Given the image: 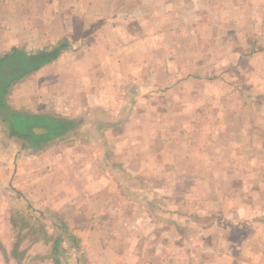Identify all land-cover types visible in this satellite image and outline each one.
<instances>
[{
  "label": "rangeland",
  "instance_id": "obj_1",
  "mask_svg": "<svg viewBox=\"0 0 264 264\" xmlns=\"http://www.w3.org/2000/svg\"><path fill=\"white\" fill-rule=\"evenodd\" d=\"M17 1L28 5L35 1L39 5L45 3L43 0ZM52 1L60 5L64 0ZM92 1L94 8L86 14H100L97 7L100 1ZM227 2L231 7L225 4V9H216L208 17L194 10H188V14L179 19V24L166 17V29L161 30L165 34L161 38L152 37L148 49L146 43L132 45L136 39L125 24L121 27L123 34L115 36V40L70 46L72 51H80L83 61H88L87 67L91 63V66L102 65L111 69L108 76L102 73L99 77H89L91 82L87 89L89 91L91 87V90L87 94V103L90 111L87 114L95 115L96 107L102 105L103 112L98 113L103 117L97 118V127L108 129V134L111 126L124 125L122 129L126 132L135 131L144 138V151L150 154L148 159L152 169L144 171L143 175L140 173V178L135 177L134 184L131 174L127 176L121 168V162L130 159L125 151L131 142L126 137L114 138V143L122 145L120 151L124 154L103 155L113 158V164L117 166L113 172L117 173H112V176L119 180V186L103 189L111 194L106 195V199H110L108 204L99 209L102 217L92 220L78 215L63 218L47 205L46 189L51 191V204L54 199L58 200L56 205L61 210L64 206L71 209V213H78L82 209L80 203H85L79 201L82 196L77 191L69 195L73 202L61 198L74 190L71 184L79 180L78 164L75 168L71 164L62 167L69 154L64 159L61 149L64 143L71 144L70 138L56 137L41 148H29L24 140L12 137L0 120V264H39L45 259L58 264L54 261V247L62 234L66 237L60 243L61 253L57 255L60 264H228V261L240 260L237 252L232 255L233 250H226L223 225H226V210L234 206L229 197L232 193L228 194L229 178L238 182L243 177L240 175L242 170H231L230 165L239 162L226 161V154L230 161L235 159L226 153V126L223 123L228 110L233 115L242 110V117L247 119H253L255 114L264 119V84L259 88L258 81L254 79L255 70L262 68L260 76L264 81V0H247L243 3L245 10H237L233 5L236 0ZM157 7L158 1L152 0L151 19L159 18L153 11ZM42 8L39 13L46 17L50 12L49 6L44 7L45 11ZM32 10L24 11L30 14ZM134 13L137 14L135 10ZM20 20L21 16H15L17 24H23ZM174 25L176 31H173ZM152 28L155 29L154 26ZM107 31L109 28H104L103 32L108 34ZM256 33L263 41L253 39ZM174 37L177 41L169 40ZM111 46L114 47L108 52ZM116 49H126L122 52L124 56L115 58ZM105 51L107 55L101 56ZM257 52H260L256 55L258 58H252ZM240 65L244 67L238 70ZM50 75L53 72L46 74ZM55 80H63V75ZM79 93L82 95V90H75L72 98L79 101ZM67 98L68 94L60 90L53 101L66 103ZM142 98L149 102L145 108ZM114 101L120 105L118 111L113 112H119L118 116L103 106ZM143 119L150 123L143 122ZM164 150L165 156L159 158V151ZM79 155L73 153L72 156L77 158L75 163H78ZM249 156L254 158V155ZM249 156L247 163L252 165L254 161ZM56 162H61L60 168L50 171ZM108 168L103 166V171ZM256 168L245 171L247 177L253 179V184L264 179L263 168ZM103 176L108 174L103 173ZM62 178L66 181L61 183ZM142 178L151 185L147 189L141 186ZM111 189L118 193L112 196ZM255 195L264 205V184L259 185ZM145 197L148 200L150 197V200L145 202ZM90 198L93 200L94 196ZM90 200L86 205L96 207V202ZM112 200L118 204L119 213L141 212L144 204L151 216H107L115 213ZM252 200L247 201L248 204L254 205ZM148 205L150 207L146 208ZM178 208L182 214L176 217L174 209ZM162 210L166 211V216L161 215ZM208 212H214L213 236L191 240L197 234L190 225L200 221V217L207 218L202 214ZM85 226L99 227L102 232L77 233L88 229ZM237 228L240 227L232 229L235 237L239 234ZM253 260L250 258L249 261Z\"/></svg>",
  "mask_w": 264,
  "mask_h": 264
},
{
  "label": "crops",
  "instance_id": "obj_2",
  "mask_svg": "<svg viewBox=\"0 0 264 264\" xmlns=\"http://www.w3.org/2000/svg\"><path fill=\"white\" fill-rule=\"evenodd\" d=\"M43 1L45 3H42L41 5H39L37 1H35L36 3H29L28 5V3L21 4V2H18L17 0H0V58L4 54L10 52L13 48L24 50L28 54H34L38 51L52 50L62 41H65L68 44V46L61 52L62 55L59 56H62V59L57 60V58L41 70L14 83L8 95V101L16 110L31 114H49L76 121L77 126L75 130L65 136V138H70L69 141H72L71 144L66 145L64 143L61 150L64 153V159L66 155L69 154V159L62 162V167L64 166V168H66V165L71 164V166H74L75 168L78 164L79 180L77 183L73 181L71 187L74 190L68 192L67 195H62L61 198L63 200L65 199V201L73 202L69 195L73 192L75 194V191H77V193L82 196L79 201H85V203H80L82 209H79L77 211L78 213H75V211L71 213L72 210H67L64 206L61 207L62 210L58 208V200L56 199H54V203L51 204V191L49 189H46L45 196L48 201L47 205L55 210L60 217L75 218L78 215L79 217H87L92 220L94 217L98 218L103 216V213L99 212V209L105 207L110 200L106 199V195L111 193L103 191V189L107 186H119V180H116V178L112 176V173H117V171L113 172V169L117 170L115 169L117 166L115 163L113 164V158L111 157L109 159L108 156L103 157L104 153L124 154L123 151H120L122 145L120 143H114V138L124 139L126 137V139L131 142V146L125 151L127 156L130 155V159L126 162L122 161L121 168L126 171L127 176L131 174V178H134L132 179L134 184L135 177L140 178V173L143 175L144 171L152 168L150 159H148L150 154H146L144 151L146 145L143 137L135 131L126 132V129H122L124 125L111 126L112 129L109 130L108 134H106L108 129H99L95 122L97 121V118L103 117L102 113H98L99 111L103 112V110H101L103 108L102 105L96 107L98 110L95 115H92L91 113V115L87 114L88 111H90L87 103V94L91 90V87H89V91L87 89V84L91 82L89 77H91V75H97L96 77H99L103 75L102 73H106L108 76L111 69L109 70V68H105L102 65L96 67L95 65L91 66V63L88 65L90 67H87L86 64L88 61L86 60L87 63L83 61L80 56V51H72L70 46L74 43L86 45L85 43L91 41L98 42L115 40V36L120 37L119 34H123L121 27L125 24L129 28L131 35L136 39V43L133 42L132 45L134 46L142 42L146 43V48L148 49V43L151 41L152 37L155 38L158 36L161 38L165 34L161 30L166 29V17H168L170 21L175 23L178 22L179 24V19L183 17V15L188 14V10L202 12L205 17H208V14L216 11V9H225V4L228 7H231V5L229 4L230 2L226 3V0H157L158 7L153 9V11L158 14L159 18L151 19L149 15L151 14L152 0H130V3H126L128 0H99L100 2H98L97 7L100 10V14H94L93 16L86 14L87 11L91 12L94 8L92 0H64L60 5L52 0ZM246 1L247 0H236L233 5H236V8H238L237 10H245L247 8L244 7L246 5L243 3H246ZM215 3L221 5L217 6ZM42 6H49L50 12L46 17L39 13V9H41ZM44 7L42 8L43 11H45ZM13 8L14 10L17 8L14 14V10L10 11V9ZM28 9L34 10H32L30 14L25 13L24 10ZM19 10H21V13L18 12ZM126 10L131 11L132 14H126V12L123 13ZM134 10L137 14L134 13ZM139 14L141 16H139ZM15 16H21L20 21H23V24H17L14 21ZM24 16H27L29 21H26V17L24 18ZM220 16L221 15H219V17ZM216 23H218V21ZM152 26H154L155 29L152 28ZM175 27L176 26L174 25L173 31H176ZM104 28H109V31H107L108 34L103 32ZM152 29L154 30L152 31ZM93 36L95 37L93 38ZM254 36H256L253 37L254 40L263 41L259 34L256 33ZM164 38L165 37L162 39ZM169 40L177 41L175 37L169 38ZM112 47L114 46H111V49H109L108 52L112 51ZM134 48L135 47H133V49ZM91 49L92 47L90 46L89 53L91 52ZM97 50H99V48ZM84 51L86 52L87 48ZM119 51L121 52L118 53ZM123 51H126V49H116V54L113 56L115 58L122 57L124 56V53H122ZM105 54L106 51L105 53H101V56ZM258 54H260V52L255 53L251 57L257 59L258 57H256V55ZM243 67L244 66L240 65L238 70ZM246 68L247 67H245V69ZM258 70L256 69L254 72V79L255 81H258V87L263 88L264 81L262 80V76H260L263 71L262 68ZM48 72H53V75L46 76ZM60 75H63V80L56 81L55 78ZM142 85H144V83ZM60 90L68 94L66 103L56 102V100L53 101L56 92ZM75 90H82V95L79 93V101L76 98H72ZM134 90L135 89L133 88L132 91ZM142 99V106L145 108L148 106L149 102L146 98ZM114 102L115 103L113 104L104 103L103 105L107 107L112 114L113 112L118 111L120 107L117 101ZM119 102L121 103V100H119ZM144 110L145 109H143V113H141L142 117L144 116ZM242 113V110H239L238 115H233L232 111L228 110V113H226V122L224 121L223 123V125L226 126V153L232 154L235 159V161H230L231 159L229 155L226 154V161L239 162L230 165L232 168L231 170H242L240 171V175L243 177L239 179L238 182L229 178L230 185L228 186V194L232 193L229 197L230 200L234 201V206L226 210V225H223L226 229V250H233L230 253L232 255H235L237 252L240 256V260H232L227 263L264 264V205L262 200H258L256 197L257 195H255V192L259 189V185L264 184V179L262 178L261 182L253 184V179L247 177L245 173L246 169L252 171L256 170V166L262 167L264 170V157L262 156L264 155V119H262L263 116L260 117L256 114L253 119L251 117H248L247 119L244 118L245 116L242 117ZM118 114L119 112L113 115L118 116ZM143 122L150 123L149 120L144 119ZM129 138H136V140H130ZM125 146L126 144L123 148ZM139 148L142 150L140 151ZM166 150L163 152L159 151V158L165 156ZM74 152L80 154L78 163L74 162V160L77 159L76 156H72ZM176 152L179 153L178 151ZM234 155L238 157V159H236ZM247 155H254V158L249 156L252 161H254L252 165H248ZM114 160L119 162L118 158H115ZM258 162H261V166H258ZM60 163L61 162H56L52 165L51 163H48L47 165H51V171L55 170V168H60ZM105 165L109 167L108 170H105L106 172L103 171V166ZM103 173H107L108 176L104 177ZM122 173L125 174L124 171ZM62 181L64 182L66 180L62 178L59 182L62 183ZM142 181L143 183L141 186L143 189H147L151 186L149 182L145 183L143 178ZM252 185L254 186L252 187ZM248 186H250L251 189H248ZM246 191L251 192L247 193ZM115 192H117V190H112V196ZM145 193H147V191H145ZM56 195L57 194H54L53 196ZM91 195L94 196L93 200L90 198ZM88 200L96 202V207L87 206L86 201ZM149 200L145 197V202H148ZM249 200L254 201V205L248 204L247 201ZM111 206L112 211L114 210L115 213L107 215L110 217L151 216L150 211L145 209L144 204L142 205L144 210H141V212L130 211V213H119L118 204H115L114 200H112ZM160 206L165 209L163 205ZM147 207L150 206L148 205L146 208ZM160 213L162 216H166L165 210L160 211ZM174 213H176L177 217L179 214H182V211L178 208L174 209ZM202 215L207 216V218L200 217V221H195L190 225L195 228L194 233L197 234V236L193 237L191 240L206 239L208 236H213L214 234L215 222L212 220L214 219V212H212V214H209L208 212L207 214ZM237 226L240 227L239 229L237 228L239 234L235 237L232 235V229ZM85 227L88 229L78 230L77 233L88 232L95 234L102 232L99 227ZM258 232H260L259 239H257ZM204 235L207 236L204 237ZM212 239L215 238L213 237ZM250 258H254V260L249 261ZM39 264L55 263L50 259H45Z\"/></svg>",
  "mask_w": 264,
  "mask_h": 264
},
{
  "label": "trees",
  "instance_id": "obj_3",
  "mask_svg": "<svg viewBox=\"0 0 264 264\" xmlns=\"http://www.w3.org/2000/svg\"><path fill=\"white\" fill-rule=\"evenodd\" d=\"M68 46L67 42H60L49 51H38L28 54L24 50L13 48L0 58V120L12 137L25 141L29 148H41L53 139L65 137L75 130L77 123L71 119L60 118L49 114H31L14 109L8 95L14 83L23 80L32 73L41 70L59 56ZM36 128L47 129V133L38 134ZM67 235V229L65 230ZM65 235H59L55 243L54 261L58 264L57 255L61 253L60 243ZM70 237V236H69Z\"/></svg>",
  "mask_w": 264,
  "mask_h": 264
},
{
  "label": "water",
  "instance_id": "obj_4",
  "mask_svg": "<svg viewBox=\"0 0 264 264\" xmlns=\"http://www.w3.org/2000/svg\"><path fill=\"white\" fill-rule=\"evenodd\" d=\"M35 132L38 134H44V133H47L48 131L47 129H44V128H36Z\"/></svg>",
  "mask_w": 264,
  "mask_h": 264
}]
</instances>
